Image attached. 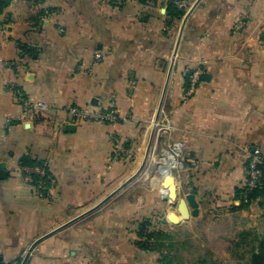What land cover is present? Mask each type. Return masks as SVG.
Returning a JSON list of instances; mask_svg holds the SVG:
<instances>
[{"label":"crops","instance_id":"obj_1","mask_svg":"<svg viewBox=\"0 0 264 264\" xmlns=\"http://www.w3.org/2000/svg\"><path fill=\"white\" fill-rule=\"evenodd\" d=\"M171 1L6 0L0 262L22 264L29 255L26 264H117L127 255L136 264L134 246L112 250L119 241L104 235L100 210L135 173L134 150L157 144V120L169 121L161 138L183 142L195 167V218L239 205L246 163L255 150L264 153V0H195L180 19L169 14ZM22 45L38 58H23ZM193 71L201 80L183 101ZM17 91L37 113L26 112ZM72 106L114 109L119 122H71ZM24 157L47 168L45 198L26 179Z\"/></svg>","mask_w":264,"mask_h":264},{"label":"rangeland","instance_id":"obj_2","mask_svg":"<svg viewBox=\"0 0 264 264\" xmlns=\"http://www.w3.org/2000/svg\"><path fill=\"white\" fill-rule=\"evenodd\" d=\"M173 1L179 7L183 3L180 9L184 12L195 4V0ZM162 133L146 160L147 147L140 145L134 150L129 161H136L135 173L120 186L119 196L111 206H103L109 210H100L103 214L99 223L107 227L104 235L119 241L112 250L128 253L134 246L136 264H251L264 236L263 200L245 209H254L245 216L239 215L243 210L231 211L229 207L217 216L192 217L180 225L163 222L169 214L178 211L176 204L171 205L164 196L166 175L162 159L173 140L167 136L162 139ZM139 155L142 158L137 159ZM188 159L184 151L179 160L185 168L173 171L179 198L195 194V167L189 169ZM88 221L93 223L95 218ZM122 256L119 260L113 257V263L118 260L117 264H128L127 255Z\"/></svg>","mask_w":264,"mask_h":264},{"label":"built area","instance_id":"obj_3","mask_svg":"<svg viewBox=\"0 0 264 264\" xmlns=\"http://www.w3.org/2000/svg\"><path fill=\"white\" fill-rule=\"evenodd\" d=\"M120 1V0H116ZM1 2V0H0ZM180 7H183V3H179ZM1 14V13H0ZM6 28L0 22V35L5 34ZM103 56L101 54H96V59L100 60ZM202 73L200 71H193L190 72L187 76V85L181 99L183 101H187L197 91L198 84L201 80ZM19 94L20 100L25 104V110L28 113H37L35 106L29 102L28 99L24 97L22 93L17 91ZM67 115L71 122L79 123V122H93V123H106V124H113L119 122V114L114 109H105L99 108L95 106H72L68 108L66 111ZM154 125L157 129L162 130L163 132H169L171 130L169 121L167 119L164 122L157 120L154 122ZM120 146L119 143H117ZM185 146L181 141H173L170 143L169 150L164 154V158L162 159L163 163L168 159V157L172 156L173 159L177 161V164L172 169L173 171L176 169H184V163L179 160L184 154ZM119 152H127L125 147H121ZM262 163L261 152L259 150H255L250 156V163L249 169L247 171V177L245 180V187H247V191H251L257 188L261 182V175L262 171L258 168V165ZM194 165V163H193ZM28 175L26 179L29 180L31 183L34 184L36 195L39 198H45L49 192L48 187V178H47V171L43 167H36V168H28ZM32 174L37 176V180L34 181V177ZM244 198H247L244 195Z\"/></svg>","mask_w":264,"mask_h":264},{"label":"trees","instance_id":"obj_4","mask_svg":"<svg viewBox=\"0 0 264 264\" xmlns=\"http://www.w3.org/2000/svg\"><path fill=\"white\" fill-rule=\"evenodd\" d=\"M111 1H116V0H111ZM145 1V0H143ZM6 0H1L0 2V13L3 12L4 8L6 7ZM43 15L46 14L45 10L42 11ZM169 14L173 18L180 19L183 17L185 14L183 9H180V7L177 5L175 1H171V7L169 9ZM22 55L23 58H29V59H37L38 58V51L33 48L29 47L26 45H22L21 47ZM261 158H262V163L258 165V168L262 171L261 175V182L259 186L251 191H247V187L243 185L242 187H239L235 190V197L234 200L239 202L238 206L231 205L230 210L231 211H242L250 207L255 201H264V153L261 152ZM249 163H250V158L246 163V177H247V171L249 169ZM21 165L24 168H36V167H43L46 169L47 168L44 166L43 162L37 161L35 159H32L30 157H24L21 160ZM48 172H47V178H48ZM32 177H34V181L37 180V176L35 174H32ZM244 195L247 196V198H244ZM0 264H4L0 262ZM20 264V263H18ZM251 264H264V236L262 237L261 241L259 242V245L256 249V251L252 255V260Z\"/></svg>","mask_w":264,"mask_h":264},{"label":"water","instance_id":"obj_5","mask_svg":"<svg viewBox=\"0 0 264 264\" xmlns=\"http://www.w3.org/2000/svg\"><path fill=\"white\" fill-rule=\"evenodd\" d=\"M197 3H196V5H197ZM194 8H195V5L191 9V11ZM191 11H189V13L185 17V20H184V23L182 25L181 33L180 34H182V32H183L185 23L187 21L188 16L191 13ZM71 128H72L71 126L68 127V129H71ZM151 147H152V140L150 141V143H149V145L147 147V152H146V158H145V160L147 159V156H148V153H149ZM7 176H8V173L4 169L0 168V179H4ZM169 191H170V198L173 199L176 202V206H177L178 213L177 214H172V213L169 214L166 219H163V222L164 223L170 222V223H172L174 225H180L184 221H189L192 217L199 216V213H200V211H199V204L196 201L195 194L189 193V194L185 195L183 198H179V195L176 192L175 186H170L169 187ZM104 202H106V200L103 201L101 203V205ZM101 205H99V206H101ZM93 210H95V209H93ZM91 211L87 212L86 215L89 214ZM83 216H85V215H83ZM40 240H42V239H40ZM28 256L29 255H27L25 257V259L23 260L22 264H26L27 259H28Z\"/></svg>","mask_w":264,"mask_h":264},{"label":"bare ground","instance_id":"obj_6","mask_svg":"<svg viewBox=\"0 0 264 264\" xmlns=\"http://www.w3.org/2000/svg\"><path fill=\"white\" fill-rule=\"evenodd\" d=\"M177 164V161L175 159H173L172 156L168 157V159L165 161V163L163 164L162 170H163V174L166 175L164 176V178H166L165 181V185H166V195L167 198L169 200V203L171 205H175L176 202L170 198V191H169V187L170 186H175L176 188V192H179V187L178 184L172 174V169L175 167V165ZM175 214V213H172Z\"/></svg>","mask_w":264,"mask_h":264}]
</instances>
